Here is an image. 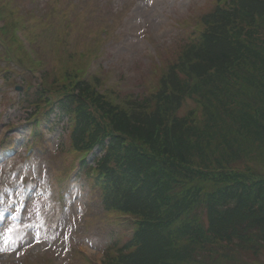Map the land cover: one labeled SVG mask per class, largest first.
Wrapping results in <instances>:
<instances>
[{
	"label": "trees",
	"instance_id": "16d2710c",
	"mask_svg": "<svg viewBox=\"0 0 264 264\" xmlns=\"http://www.w3.org/2000/svg\"><path fill=\"white\" fill-rule=\"evenodd\" d=\"M215 1L204 28L121 103L102 77L78 73L100 40L84 48L86 61L78 49L56 48L47 85L23 79L20 98L35 123L68 133L63 160L83 154L106 221L135 220L131 238L107 246L102 264H264V0ZM4 33L0 71H25L22 44Z\"/></svg>",
	"mask_w": 264,
	"mask_h": 264
},
{
	"label": "rangeland",
	"instance_id": "374dc122",
	"mask_svg": "<svg viewBox=\"0 0 264 264\" xmlns=\"http://www.w3.org/2000/svg\"><path fill=\"white\" fill-rule=\"evenodd\" d=\"M0 3L4 4L5 16L13 19V25L23 28L34 25L36 38L30 36L47 72H52L56 65V48L64 45L68 50L78 49L86 61L90 52L84 48H95L102 41L89 71L100 74L103 84L114 91L109 94L121 103L145 89L144 81L157 61L156 53L161 61L174 58L189 34L187 24H192L213 1L60 0L59 5H54V0H0ZM65 15L70 17L68 21ZM70 21L71 27L66 28ZM107 27L109 34L103 35ZM1 57L0 66H5L7 63ZM17 72L0 71V140L12 136L2 142L5 149L0 152V264H83L78 251L89 261L101 264L106 247L125 242L133 226L127 218L118 222L114 219L111 224L106 221L99 190L90 187L82 173L74 176L71 172L69 177H63L75 157L64 160L61 157L59 148L65 145L67 136H61L59 125L52 126L43 120L36 126L44 133L39 138L43 145L33 146V124L25 120L27 104L13 88L14 81L19 84L22 77L30 81V76L26 71L20 74L21 68ZM4 75L11 77L10 82H5ZM31 76L34 84L40 81L37 72L33 71ZM29 147L32 149L28 153ZM97 154L96 149L87 156L90 164ZM59 186L62 198H58ZM20 196L27 197L28 203L23 216L15 219L13 213L19 207Z\"/></svg>",
	"mask_w": 264,
	"mask_h": 264
},
{
	"label": "water",
	"instance_id": "95a60500",
	"mask_svg": "<svg viewBox=\"0 0 264 264\" xmlns=\"http://www.w3.org/2000/svg\"><path fill=\"white\" fill-rule=\"evenodd\" d=\"M17 89H21L20 87H17Z\"/></svg>",
	"mask_w": 264,
	"mask_h": 264
},
{
	"label": "snow or ice",
	"instance_id": "6c2138e0",
	"mask_svg": "<svg viewBox=\"0 0 264 264\" xmlns=\"http://www.w3.org/2000/svg\"><path fill=\"white\" fill-rule=\"evenodd\" d=\"M8 231H11V229H8Z\"/></svg>",
	"mask_w": 264,
	"mask_h": 264
}]
</instances>
